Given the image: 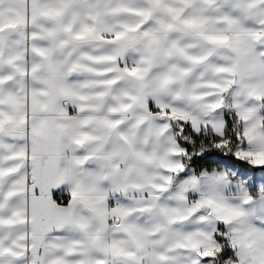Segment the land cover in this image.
<instances>
[{
	"label": "snow or ice",
	"instance_id": "6c2138e0",
	"mask_svg": "<svg viewBox=\"0 0 264 264\" xmlns=\"http://www.w3.org/2000/svg\"><path fill=\"white\" fill-rule=\"evenodd\" d=\"M0 264H264V0H0Z\"/></svg>",
	"mask_w": 264,
	"mask_h": 264
}]
</instances>
